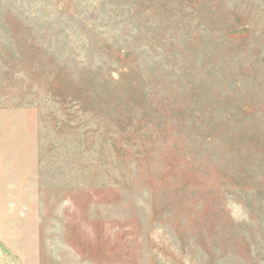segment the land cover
<instances>
[{
  "label": "rangeland",
  "instance_id": "1",
  "mask_svg": "<svg viewBox=\"0 0 264 264\" xmlns=\"http://www.w3.org/2000/svg\"><path fill=\"white\" fill-rule=\"evenodd\" d=\"M0 239L264 264V0H0Z\"/></svg>",
  "mask_w": 264,
  "mask_h": 264
},
{
  "label": "crops",
  "instance_id": "2",
  "mask_svg": "<svg viewBox=\"0 0 264 264\" xmlns=\"http://www.w3.org/2000/svg\"><path fill=\"white\" fill-rule=\"evenodd\" d=\"M0 264H22L14 251L0 239Z\"/></svg>",
  "mask_w": 264,
  "mask_h": 264
}]
</instances>
